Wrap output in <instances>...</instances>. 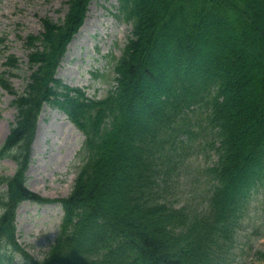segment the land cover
Returning a JSON list of instances; mask_svg holds the SVG:
<instances>
[{
    "label": "trees",
    "instance_id": "16d2710c",
    "mask_svg": "<svg viewBox=\"0 0 264 264\" xmlns=\"http://www.w3.org/2000/svg\"><path fill=\"white\" fill-rule=\"evenodd\" d=\"M89 1L68 0L63 26L44 21L41 38L30 39L41 45L29 56L37 70L13 102L17 121L0 149L1 159L29 145L43 101L87 136L89 162L64 202V233L43 264H129L122 249L136 237L150 250V264H179L178 256L183 264H225L243 191L264 181V159L256 156L264 153V14L253 0H119L133 30L116 88L95 101L53 77ZM199 106L209 110L208 124L221 140L213 178L224 203L216 205V224L190 227L198 237L187 247L170 236L171 213L141 198L157 186L163 162L184 157L199 136L187 122L179 125ZM22 181L20 172L8 182L12 202L31 197Z\"/></svg>",
    "mask_w": 264,
    "mask_h": 264
},
{
    "label": "rangeland",
    "instance_id": "374dc122",
    "mask_svg": "<svg viewBox=\"0 0 264 264\" xmlns=\"http://www.w3.org/2000/svg\"><path fill=\"white\" fill-rule=\"evenodd\" d=\"M66 0H0V38H4V45L0 46V72L8 70L3 66L5 56L11 54L19 60L18 69L13 71L16 74L11 77L10 81L13 88L21 92L27 82L30 74L27 69V55L30 50L26 47V37L28 35H38L41 31V19L50 17L51 20L60 21L64 17ZM258 5V13L264 14V0H253ZM116 0H95L91 4V10L100 19L102 28H114L112 35L106 36L104 47L99 44L100 36H89L88 41L75 42L73 48H67L60 68L58 76L60 79L70 86L84 88L89 96L94 98H103L106 95L108 85L106 81L91 80L92 76L89 72L97 70L99 73L105 74L106 79H112L115 75L110 65L105 64V54H111L114 58H118L124 48L126 36L130 27L125 23L121 24L116 21L111 12H115ZM100 28V27H96ZM95 31H99L98 29ZM110 31V29H109ZM82 36V35H81ZM249 36V35H248ZM75 38V37H74ZM73 38V39H74ZM108 39L110 40L108 42ZM94 47H93V45ZM236 44H231V47ZM5 46V48H4ZM98 61L94 59L95 47ZM248 47V46H247ZM218 51L224 47L217 46ZM227 49V48H226ZM225 49V50H226ZM239 54H235L234 59L245 62L244 57L238 58ZM114 63V62H113ZM242 77L239 78L241 81ZM242 82V81H241ZM12 97L0 88V144L7 135L9 124L13 121L15 111L11 107ZM38 122L36 137L32 144L31 161L27 171V187L41 196L46 198H62L69 194L70 176L76 163L74 154L71 150L82 141V136L73 126L67 122L64 115L57 109L45 106ZM209 131L206 137L199 140V150L201 148L211 154V161L203 167H199L202 157L197 153L196 160L190 164V174L188 179L195 181L197 170L202 171L206 166H210L213 161L212 152L206 147V143L210 141ZM205 145L202 146V142ZM15 166L12 161L5 160L0 164V174L10 175L13 173ZM205 182V181H204ZM203 190V188H202ZM205 194V198L207 199ZM264 195L258 194V198ZM192 197L188 198L191 200ZM119 200L115 196L113 202ZM180 201L187 200L186 196H181ZM177 197L175 205H180ZM17 228L19 232V242L27 249V251L37 258L50 248L51 234L57 226L58 218L61 217L60 208L58 206H39L29 202L21 204L17 214ZM246 230L242 233L241 240L251 241L252 250L250 257H246V264H257L256 252L264 247V239L254 236L253 239L244 237ZM259 233H262L259 231ZM259 239V240H258ZM245 249L246 246L240 245ZM242 249V250H243ZM262 250V249H261ZM247 254V252H246ZM245 254V256H246ZM244 256V257H245ZM243 257L242 253H238L233 264H237ZM244 257L241 262L244 263ZM253 257V258H251ZM260 264V263H258Z\"/></svg>",
    "mask_w": 264,
    "mask_h": 264
},
{
    "label": "bare ground",
    "instance_id": "6f19581e",
    "mask_svg": "<svg viewBox=\"0 0 264 264\" xmlns=\"http://www.w3.org/2000/svg\"><path fill=\"white\" fill-rule=\"evenodd\" d=\"M93 16H94V14H93V12L91 10V7H90V11L88 13V17H87V19H85L83 25L81 26V28L79 30V33L76 34L75 39L78 38V41L79 40L80 41H82V40H87L88 41V37L89 36L96 35V34H100V37L103 38L104 35L102 33H100V32H94L95 29H96V27L102 28V24H101L100 19H97V15L95 17H93ZM75 41L76 40H73L71 42V44H70L71 47L74 46Z\"/></svg>",
    "mask_w": 264,
    "mask_h": 264
}]
</instances>
